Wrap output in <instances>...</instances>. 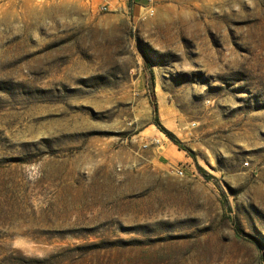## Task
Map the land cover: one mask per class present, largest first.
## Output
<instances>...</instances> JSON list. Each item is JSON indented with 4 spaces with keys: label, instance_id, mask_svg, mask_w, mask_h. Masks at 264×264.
<instances>
[{
    "label": "rangeland",
    "instance_id": "374dc122",
    "mask_svg": "<svg viewBox=\"0 0 264 264\" xmlns=\"http://www.w3.org/2000/svg\"><path fill=\"white\" fill-rule=\"evenodd\" d=\"M149 5L0 0V264H264V0Z\"/></svg>",
    "mask_w": 264,
    "mask_h": 264
},
{
    "label": "crops",
    "instance_id": "0c3cea01",
    "mask_svg": "<svg viewBox=\"0 0 264 264\" xmlns=\"http://www.w3.org/2000/svg\"><path fill=\"white\" fill-rule=\"evenodd\" d=\"M134 1H138V0H134ZM141 1V0H139ZM141 6V5H140ZM156 140H158V143H156V148L157 150H159V152H161V156L160 157H163V158H167V156L170 154L169 152L166 153V152H163V149L165 150H171V152L175 151L174 150V147L171 146L169 143L165 142L164 140H162L161 138H157ZM176 157L177 158H180V152H176ZM172 154V153H171ZM174 159V158H173ZM174 161V160H173ZM176 162H178L179 160L178 159H175Z\"/></svg>",
    "mask_w": 264,
    "mask_h": 264
},
{
    "label": "trees",
    "instance_id": "16d2710c",
    "mask_svg": "<svg viewBox=\"0 0 264 264\" xmlns=\"http://www.w3.org/2000/svg\"><path fill=\"white\" fill-rule=\"evenodd\" d=\"M154 113H155V118H154V122L155 124L161 129L163 130L170 138L171 140L177 145L179 146L181 149H182V146H181V142L177 139H175L160 123V120H159V114H158V108L157 106L155 105L154 106ZM242 232L241 228L239 226H237V233L240 235Z\"/></svg>",
    "mask_w": 264,
    "mask_h": 264
},
{
    "label": "built area",
    "instance_id": "2783aa9c",
    "mask_svg": "<svg viewBox=\"0 0 264 264\" xmlns=\"http://www.w3.org/2000/svg\"><path fill=\"white\" fill-rule=\"evenodd\" d=\"M148 1H149V4H150L149 7H147L148 14L149 15H152L154 13L153 0H148ZM105 9H106L105 6H103L101 8V10H105ZM154 142L155 143H158V140L155 139ZM173 172H174L175 175H177L179 177H184L185 176V169H184V167H182L180 165H178L176 167H173Z\"/></svg>",
    "mask_w": 264,
    "mask_h": 264
}]
</instances>
